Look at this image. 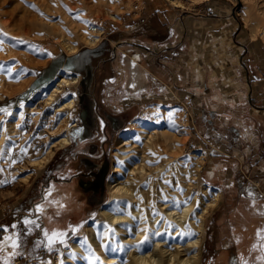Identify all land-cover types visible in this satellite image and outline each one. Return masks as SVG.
<instances>
[{"label": "rangeland", "instance_id": "rangeland-1", "mask_svg": "<svg viewBox=\"0 0 264 264\" xmlns=\"http://www.w3.org/2000/svg\"><path fill=\"white\" fill-rule=\"evenodd\" d=\"M180 1L181 5L171 0H101L94 6L93 0H79L67 7L66 18L61 11L49 12L53 27L44 22L18 30L19 37L0 31V40L10 47L8 56H0V63L5 61L12 68L11 78L20 75L26 79L23 87L4 94L0 110L11 113L26 105L30 96L40 94L61 71L72 73L63 66L53 77L36 80L42 69L51 63L59 66L72 54L62 46V34L71 36L77 49L93 46L71 28V16L79 15L84 24L100 26V40L108 39L112 50L108 56L113 58L109 64L113 77L104 83V99H137L140 106L138 117L124 133L155 104L168 111L179 107L189 135L185 150L204 154L196 191L201 196L205 189H216L220 197L205 217L200 264H264V0ZM7 17L2 15V19ZM136 53L145 79L140 78L131 89L128 62ZM22 54L32 56L35 62ZM74 85L70 82L67 88ZM62 93L57 98L60 102L67 92ZM63 113L60 135L69 129L72 116L71 109ZM122 134H117L113 143L106 200L100 210L112 207L117 200L108 181L119 162L114 152ZM43 164L31 167L34 173L29 182L18 184L9 199L0 201V211L13 210L7 219L16 220L9 228L6 237L10 244L5 249L12 247V253L21 255L13 261L7 257L4 263L59 264L73 240L86 241L88 227L94 222L98 229L106 225L99 209L86 214L83 200L72 204L61 196L52 202V190L43 189L40 183V194L30 208L25 199L34 192ZM211 169L214 175L209 177ZM71 172L66 167L57 173ZM39 200L47 212L36 209ZM15 206L23 209L16 212ZM44 213L50 224L45 223Z\"/></svg>", "mask_w": 264, "mask_h": 264}, {"label": "bare ground", "instance_id": "bare-ground-1", "mask_svg": "<svg viewBox=\"0 0 264 264\" xmlns=\"http://www.w3.org/2000/svg\"><path fill=\"white\" fill-rule=\"evenodd\" d=\"M77 1L0 0V31L19 37L18 30L23 32L44 22L53 27L49 12L61 11L66 18L67 7H72ZM93 1L92 4L97 6L101 0ZM171 1L176 5L182 4L180 0ZM5 5L12 6L5 9ZM4 13L8 14V19H2ZM68 20L71 28L80 32L90 45L100 40V26L84 24V20L75 14ZM61 36L62 46L67 52L78 50L71 36ZM9 48L1 39L0 56H8ZM22 57L35 62L32 56L22 54ZM139 60L140 55L136 53L128 62V87L131 89L140 78L145 79L138 66ZM40 62L36 60V63ZM11 71L5 61L0 63V99L5 93L23 87L26 82L20 75L11 78ZM76 79V74L61 71L34 98L35 101L43 98L47 102L54 100L59 91ZM72 105L73 97L69 95L56 105V110L63 111ZM27 108L22 104L13 111V115L20 119ZM185 122L179 107L168 111L155 104L133 122L129 132L119 136L114 152L119 162L115 164L114 175L108 179L110 193L117 200L112 207L99 209L106 225L98 229L94 222L88 227L86 241L81 238L73 240L59 264H200L205 217L216 206L220 193L216 189H205L199 196L196 191L204 154L199 150H185L189 137ZM3 130L1 126L0 140ZM66 140L63 135L55 143L63 144ZM212 175L213 169L209 171V177ZM9 244L8 237L0 239V249L9 247Z\"/></svg>", "mask_w": 264, "mask_h": 264}, {"label": "flooded vegetation", "instance_id": "flooded-vegetation-1", "mask_svg": "<svg viewBox=\"0 0 264 264\" xmlns=\"http://www.w3.org/2000/svg\"><path fill=\"white\" fill-rule=\"evenodd\" d=\"M109 53L112 50L108 39H101L93 46L68 55L56 68L51 63L36 76L39 80L50 72L53 77L63 65L77 76L72 95V119L64 134L67 140L64 145L50 150L49 157L43 159L40 178L43 189L53 182L72 181L79 198L84 201L86 214L97 211L104 204L115 137L128 129L140 110L137 99L124 102L104 99V83L113 77L109 68L113 58ZM66 167L73 172L57 173Z\"/></svg>", "mask_w": 264, "mask_h": 264}, {"label": "crops", "instance_id": "crops-1", "mask_svg": "<svg viewBox=\"0 0 264 264\" xmlns=\"http://www.w3.org/2000/svg\"><path fill=\"white\" fill-rule=\"evenodd\" d=\"M156 18L158 17L156 16ZM158 19L157 20L159 22H162L160 18ZM62 63L63 61H61L60 65H62ZM54 67L56 68L58 67V65H54ZM43 70L44 69H42L39 73H41ZM50 77L51 73L48 72L45 74V76H43V78L39 80H47ZM70 86L69 88H67L68 86L64 87L62 91H59L57 93L56 98L50 102H47L45 98L41 99V101H35V97L30 96L28 101L26 102V106L28 108L24 111V114L20 119L15 118V116L13 115V111L9 114H4V112L0 110V127L2 126L4 128L3 138L0 140V201L2 203L3 201L5 202L7 198L9 199L10 194L14 192L18 184L25 185L29 182L31 176L34 173L29 169H31V167H40L44 160L49 157L47 155L49 154V151H52L53 148L58 146L57 144L59 143L55 142H57V140L62 137V135H60L61 130L59 121L62 119L64 113L63 111L56 110V105L60 103L57 98L59 97V94L63 95V91L64 93L67 92L64 96V100L69 95L72 96L74 93V88L70 89ZM33 101L36 105L33 104ZM68 109H71L72 115L73 107H68ZM67 131L65 133H67ZM36 161H41V164L40 162V165L32 164ZM61 170H64V168H61ZM25 175H29V178L26 181L23 180V177ZM40 176L41 171L38 179H35L34 185L36 187L34 188V192L25 199L30 208H32L31 204L36 199L35 197L40 194V190L37 189L38 183L42 184ZM47 190H52V202L58 196H61L65 200H69L72 204L76 203V201L80 199L79 195L78 197L76 196L73 182L67 179L51 183V185L47 187ZM6 194L9 195L5 197L4 195ZM16 200L17 199L12 200L10 204L14 206V204L17 202ZM36 206V209H42L43 212H45V210L47 212L48 210L47 207L45 208V206L42 205L41 201ZM54 206L50 207L51 210L54 208ZM14 209V211L18 212L19 210L23 209V207L15 206ZM11 212H13V210H9L7 212L0 211V239L4 236H7V234L9 233V228H12L16 223L14 217H12V219H7L8 214ZM44 214L46 217L45 223L50 224L51 222L47 218V213ZM11 249L12 247L8 249H0V261H2L0 262V264H7L4 263L6 262V259H8L7 257H10L9 259L13 261L16 258L15 256H21L15 255L17 254V252L12 253L14 248L12 249V251H10ZM6 250L10 253H6Z\"/></svg>", "mask_w": 264, "mask_h": 264}]
</instances>
